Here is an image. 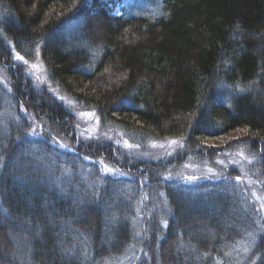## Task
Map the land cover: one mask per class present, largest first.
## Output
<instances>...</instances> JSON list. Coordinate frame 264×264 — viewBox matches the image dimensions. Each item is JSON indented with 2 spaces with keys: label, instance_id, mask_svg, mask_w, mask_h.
Here are the masks:
<instances>
[{
  "label": "trees",
  "instance_id": "obj_1",
  "mask_svg": "<svg viewBox=\"0 0 264 264\" xmlns=\"http://www.w3.org/2000/svg\"><path fill=\"white\" fill-rule=\"evenodd\" d=\"M37 46L78 112L150 144V156L81 138L72 107L15 60ZM0 72L17 116L0 129V264H102L134 241L133 264H236L225 253L246 232L255 244L238 264H264V210L246 199L253 189L264 203V0H0ZM166 141L179 145L159 154ZM40 150L47 163L102 157L129 174L140 228L136 196L113 199L127 179L107 175L90 191L72 175L63 188Z\"/></svg>",
  "mask_w": 264,
  "mask_h": 264
},
{
  "label": "rangeland",
  "instance_id": "obj_2",
  "mask_svg": "<svg viewBox=\"0 0 264 264\" xmlns=\"http://www.w3.org/2000/svg\"><path fill=\"white\" fill-rule=\"evenodd\" d=\"M119 13H120L119 8H117V7L114 8L113 14L118 15ZM90 48L91 47L88 48L89 52H90ZM91 50H92V53L95 55L100 52L99 48H97V47L95 49L92 48ZM27 61H28L27 64H24L23 62H21L24 65L23 70H24L25 74L31 79V82L35 85V87L36 88L37 87H45L47 89V91L51 92V94L56 96L59 99V101L66 103L68 105V107H70V106L72 107L71 110H72V112H74V114L76 116L75 119L72 120V128L76 129L77 134H79V136L81 138L82 137L83 138H85V137L89 138L90 142H93L96 144H98L102 141H107L109 143L113 142L115 144H118L119 146L124 145L121 148H123V149L127 148L128 149L127 154H129V155L130 154H132L134 156L141 155L143 157L150 156V154H151L150 144H148V146H147L145 143L143 146H141V148L138 147L137 145H132L127 140V137H129V136L125 135L118 128L101 127L99 120H98L97 116L93 113V111L78 112L76 103L73 102V100L70 99L69 97L63 96V93L57 87H55L54 83L51 81V79H49L48 71L45 68L43 62L40 60L39 56L37 55V52L35 53L34 58L32 60H27ZM18 62H20V61H18ZM32 64H36L37 68H35V69L31 68L30 66ZM5 79L6 78H5L4 74L2 72H0V129H3V127L5 126V121H11V120L16 121V117H17L15 114V111H14V106L8 97V94L10 91H9V88H8V85H7ZM60 98H63V99H60ZM81 114H83V115H81ZM29 136L33 137V134L31 133V135H29ZM58 142L60 143V145L61 144L67 145V144L62 143L59 140H58ZM125 142H127V144ZM171 142L172 141L158 142V143H155L154 145L159 150L158 151L159 154L169 155V153L172 154V152L179 145L178 143L173 144ZM60 148H59L60 151L68 150L70 152H73V150L70 149L68 146L67 147H61L60 146ZM117 148L118 147H116V149ZM33 150H34V148H33ZM60 151H58V152L60 153ZM41 154H42V152L40 150V152L35 151L34 155H36L35 156L36 159L40 158L41 161L46 162V160L43 159L44 156H41ZM43 154H45V153L43 152ZM98 158H92L91 157V159H85V157H84V158H82V162H79L78 157H77V159L75 158L72 161L67 162V163H65V162L58 163V161H56L57 162L56 164L52 160V162H50V163L46 162V165H48L47 173L49 174V172H53V170L55 171L56 165H57V166H59V168L61 170V173H60V176H59L57 182L63 188H66L67 186H69L71 184L70 179L73 178L72 175H76V177L78 178L77 179L78 183L85 184L86 187H88L90 189V191L97 188L98 180L100 178L102 179L104 176L107 177V175H110L112 177L127 179V181L129 183L123 182L120 185L116 186L117 188L112 189L113 193H114L113 199L117 198L118 200L122 199V200L130 201L132 197L135 198V196H136L137 202L135 200L133 205L130 207L132 209V211L135 212V214L132 215L133 217L130 221L132 231L134 234V232L138 228H140L139 225L141 224V220H142V216L141 215L138 216V214H137L139 212L138 210L140 209L141 202L143 201V200H139V189H138V187L136 189L134 184H132L131 181H129L131 176L122 170H119L116 168L118 171L115 174L105 173L103 171L104 165H107L108 167H111V168H113V167L102 162V157H98ZM88 163H92V164L87 165ZM96 166H97L101 176L99 177V175L96 174L97 180H94V178H93L94 173L93 172L95 171ZM195 169L196 168H191V170H195ZM90 176H93V177H90ZM62 181H63V183H62ZM78 183H77V185H78ZM100 185H102V182L100 183ZM88 188H86V191ZM147 189H148V192L150 193V188L148 187ZM253 191H254L253 189L249 190L250 198L246 197V199L248 200V204L250 206L253 205L252 201H254V204H257V208L260 211L261 199L260 200L255 199L252 196ZM143 196H142V199H143ZM146 196L148 198V196H150V195H148L146 193ZM256 196H258V195H256ZM147 207H148V205L146 206V209H147ZM141 212H143V211H141ZM149 212H150V209H148V214H149ZM243 237L245 239H249V237H246L245 235H243ZM243 241H238L237 243H241V245H242ZM237 243H235L234 245H231V247L226 251V253H230L227 257H234L235 260L237 261V262H235L236 264L241 263L244 260V259H241V257L237 255V252L239 251V249L236 248ZM135 244H136L135 241L132 242L130 245H128L126 247L124 252L120 253L117 257H113V258L108 259L106 262H104L102 264H133L135 258H140L139 256L141 255V254H139L140 248L138 249V247H136ZM137 255H138V257H137ZM214 264H219V263H217V261H215Z\"/></svg>",
  "mask_w": 264,
  "mask_h": 264
},
{
  "label": "snow or ice",
  "instance_id": "obj_3",
  "mask_svg": "<svg viewBox=\"0 0 264 264\" xmlns=\"http://www.w3.org/2000/svg\"><path fill=\"white\" fill-rule=\"evenodd\" d=\"M37 55H39V46H37ZM15 60L20 61V62H23L24 64H27L28 63V61L25 60L24 56L20 55L19 53H16L15 54ZM13 67H15V65H13ZM30 67L33 68V69H35V68H37V65L36 64H32ZM235 91H243V89L237 88V89H235ZM60 99H63V98H60ZM229 107H231V105H229ZM21 109L24 110V111H26L23 108V105H21ZM81 115H83V114H81ZM32 134H36L34 130H33V133ZM53 143H58V141H56L55 138H54L53 139ZM125 143L127 144V142H125ZM171 143L176 144L178 142L177 141H172ZM60 146L61 147H67V145H63V144H61ZM180 146L182 147L183 145H180ZM262 152H264V150H262ZM169 155H170V153H169ZM240 155L243 156V153H240ZM85 159H88V157H85ZM245 159H248V158L245 157ZM249 162H251V161H249ZM220 163H223V161H220ZM229 163L235 165V164L240 163V162L237 161V160H232ZM225 167H227V165H225ZM103 171L105 173H108V174H115L118 170L117 169H114V168H111V167H108L107 165H104ZM241 171L243 172V168H241ZM208 172L210 174H212V175H220V174L214 173L211 168L208 169ZM188 179L192 180V179H196V177H189ZM224 179L227 180L229 178L228 177H224ZM235 180L236 181H241V176H236L235 177ZM256 183H262V182L256 181ZM252 196L255 199H257V200H260L261 199V197L256 196L255 191H253ZM146 198L147 197H145V199ZM260 208L261 209H264V203H261ZM255 223L257 224L259 231L264 232V217H261V218L256 219ZM245 236L246 237H249L250 239L244 240L242 242V245H241V243H237V245H236V248L239 249V251L237 252V255L240 256L241 259L246 258V254L253 250V248L250 245H254L255 244V236H254L253 233L246 232L245 233ZM229 254L230 253H225V256H228ZM85 255H87V253H85Z\"/></svg>",
  "mask_w": 264,
  "mask_h": 264
}]
</instances>
